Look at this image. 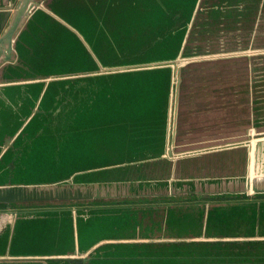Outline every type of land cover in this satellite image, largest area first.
Listing matches in <instances>:
<instances>
[{
  "label": "water",
  "instance_id": "water-1",
  "mask_svg": "<svg viewBox=\"0 0 264 264\" xmlns=\"http://www.w3.org/2000/svg\"><path fill=\"white\" fill-rule=\"evenodd\" d=\"M210 1L0 0V264L169 249L235 257L246 242L264 256V217L252 212L264 205L212 200L264 196V172L251 167L264 138L223 146L210 106L219 97L184 91L198 68L232 88L227 66L245 58L254 77L240 125L264 133V0ZM155 5L172 7L158 41L173 55L128 42ZM148 72L168 76L160 97H142ZM224 208L234 235L210 220ZM223 242L239 244L210 245Z\"/></svg>",
  "mask_w": 264,
  "mask_h": 264
},
{
  "label": "trees",
  "instance_id": "trees-1",
  "mask_svg": "<svg viewBox=\"0 0 264 264\" xmlns=\"http://www.w3.org/2000/svg\"><path fill=\"white\" fill-rule=\"evenodd\" d=\"M176 8H179L177 6ZM154 10L151 12L155 15L154 20H146L147 24H142V28L140 30V38H132L128 40L132 45H135L134 49L139 51H145V48L149 45H153L156 43L155 48L167 51L171 49L169 55H173L174 51L173 43H170L169 48L166 47V44H161L158 41L159 37H163L168 29L172 26V17L170 15V11L172 9L169 5H155ZM146 14L151 15L150 12L144 11ZM4 19V14L0 12V27L2 21ZM142 23V22H138ZM171 35V34H170ZM143 78L145 79L144 84L146 88L144 90V94L142 97H153L156 95L160 97L163 89L164 83L167 84L168 76L159 73V72H148L143 74ZM217 201H242L249 202V204H255L260 202L264 205V196L257 197H236V198H217L212 199ZM210 199L206 201H212ZM192 202V201H185ZM214 211V210H213ZM234 209H217L210 215V220L215 225H220L219 223H226L225 227L221 226L218 231L219 235H234V233L228 228L233 224L234 221ZM244 211V210H243ZM252 212L255 213L258 217H264V206L261 210L257 208H253ZM94 213V212H93ZM96 214V213H95ZM52 215H60L59 212L50 213L49 216ZM48 216V217H49ZM45 219V218H41ZM243 219L249 221V217L244 211ZM258 220L257 222H260ZM256 222V223H257ZM264 222V220H263ZM57 235V234H56ZM237 242H223V243H214L210 245H221V246H231L235 247ZM264 244V243H263ZM241 249H244V253H240L239 255L233 257L228 253L221 254V256L213 255L206 252L196 253L191 250H179V249H169L168 251L160 252V253H151L149 251L142 252H132L129 254H115V255H93L89 261V264H264V256H258L252 258L253 254L249 251V247H253L250 242H246L239 246Z\"/></svg>",
  "mask_w": 264,
  "mask_h": 264
},
{
  "label": "rangeland",
  "instance_id": "rangeland-1",
  "mask_svg": "<svg viewBox=\"0 0 264 264\" xmlns=\"http://www.w3.org/2000/svg\"><path fill=\"white\" fill-rule=\"evenodd\" d=\"M44 2L45 4H48L49 0H44ZM210 2H216V0H211ZM200 22H205V21L203 20ZM220 23L225 27V23L223 22ZM222 25H219L216 28L215 33L226 32L224 30V27H222ZM260 25L258 26V29L260 28ZM210 28L208 29L210 30ZM198 33L200 37L204 35L203 27L200 28V31H198ZM226 37H227V33L222 35V39H225ZM204 39L205 38H202V40ZM222 46L223 45H220V47ZM229 47L233 48V46H229ZM249 53H253V51ZM246 63L247 60L245 58H239L236 61L229 63L233 66L232 69L229 68L230 65L227 66V64H225V66H227V71H229V77L232 79V80L228 79V81L231 82L233 85L232 88L226 87L225 89H222L221 87L222 79L220 78V73L217 70H211L209 73L206 72L205 74L203 73V71H201L198 68L197 72H194L190 75V77L194 79L193 83L195 84L186 85V89L183 90L186 92V97H219L216 99L217 102H215L214 105H210V106H212L216 111V122L214 121V124H217L218 135L222 134L224 138L222 143L223 146L231 147L232 145H237V142H241L242 140H249L250 145L254 147L253 149H256L255 143L257 142L258 139L260 140L264 138V133L258 134V132L254 131L252 128L249 129L247 133L246 126L240 125L242 124L240 121L243 119V115H244V110H243V108H245L244 102L248 101V98L246 97V93H245L246 91L245 88L249 84L246 83L248 82V77L250 81L251 78L254 77V72L251 73L247 69ZM223 92L226 93L227 95L229 94L230 97L222 98L221 94ZM260 93L258 92L256 94V98L260 97ZM184 105L187 106V104ZM250 112L253 113V109L250 110ZM210 116L211 115H209V117ZM210 122H213V120ZM251 123H252L251 118L249 120H246L247 125H251ZM261 152L264 155V146L259 148L258 155H261ZM228 162L233 163L234 161L230 159L228 160ZM258 164H259L258 167H256V165L254 166V163L252 164L251 167L253 169V174L255 173L261 174L259 172H264V159L262 158ZM235 165L236 162L234 166ZM224 168L227 171L226 173L233 174L231 170L232 167L224 166ZM186 172L188 174L190 173L189 171ZM19 179H20L19 175L13 178L14 181H19ZM140 204H150V202H145V203L140 202ZM157 235L159 234L157 233ZM166 238H168V236H166Z\"/></svg>",
  "mask_w": 264,
  "mask_h": 264
}]
</instances>
